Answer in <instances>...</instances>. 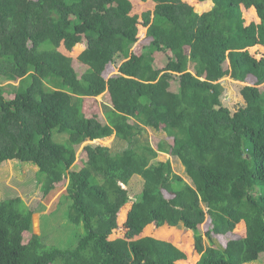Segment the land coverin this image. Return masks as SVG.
I'll use <instances>...</instances> for the list:
<instances>
[{
    "label": "trees",
    "instance_id": "obj_1",
    "mask_svg": "<svg viewBox=\"0 0 264 264\" xmlns=\"http://www.w3.org/2000/svg\"><path fill=\"white\" fill-rule=\"evenodd\" d=\"M0 79V182L36 167L85 230L48 245L0 198V264H264V0H0Z\"/></svg>",
    "mask_w": 264,
    "mask_h": 264
},
{
    "label": "rangeland",
    "instance_id": "obj_2",
    "mask_svg": "<svg viewBox=\"0 0 264 264\" xmlns=\"http://www.w3.org/2000/svg\"><path fill=\"white\" fill-rule=\"evenodd\" d=\"M119 61L120 59H117L118 63ZM113 74H116V72H113L111 75ZM220 82L224 88V93L221 97L224 104H228L237 100L239 97V91L242 89L244 84L242 85L226 79H223ZM9 84L11 83H3L0 81V87L5 89L6 96H8L12 90L9 87ZM12 84H14L13 86L19 85L18 82ZM104 100L105 99L103 97L98 98L102 116L109 110V107ZM67 139L68 136L66 134L54 135V140L57 142H65ZM161 139L167 140L164 133H155V131L153 132L151 130L145 129L143 135L138 136L133 140V146L151 143L153 147L156 148L158 141ZM169 142L172 143V140L169 139ZM100 143L110 146L112 154L122 152L129 147L128 143L118 139L117 137H113L109 141ZM97 144L98 142L96 141L85 142L84 144L78 146L76 154L77 162L81 160L82 152L84 151L83 149L86 146H95ZM167 160L171 161L173 170L176 174L180 175L188 183H191L190 179L185 173L184 167H182L180 161L177 160V158L159 155L156 161L165 162ZM37 172L38 169L34 166L20 167V165L15 167L14 165L10 166L7 173L5 171L1 172V179L3 178V181L1 180L0 182V198L4 199L21 197L27 203L28 207L34 212L33 232L41 236L43 243L51 246L53 245L61 249H69L74 245L73 242H75L81 235L83 236L85 234V230L81 226L70 224L68 221L67 209L69 202L66 198V187L52 192L47 198H43L39 191V184L37 182L39 173ZM2 173H4L3 177ZM132 185L136 191L137 184L132 183L131 186ZM214 244L215 246L220 247L218 241L214 240ZM204 245L205 248H208L212 244L207 238H204Z\"/></svg>",
    "mask_w": 264,
    "mask_h": 264
}]
</instances>
